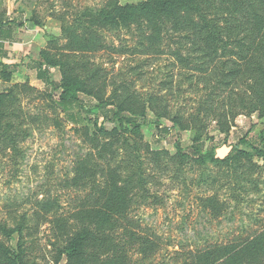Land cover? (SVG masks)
I'll return each instance as SVG.
<instances>
[{
	"label": "rangeland",
	"instance_id": "1",
	"mask_svg": "<svg viewBox=\"0 0 264 264\" xmlns=\"http://www.w3.org/2000/svg\"><path fill=\"white\" fill-rule=\"evenodd\" d=\"M144 1L0 0V264H264V0Z\"/></svg>",
	"mask_w": 264,
	"mask_h": 264
},
{
	"label": "trees",
	"instance_id": "2",
	"mask_svg": "<svg viewBox=\"0 0 264 264\" xmlns=\"http://www.w3.org/2000/svg\"><path fill=\"white\" fill-rule=\"evenodd\" d=\"M191 3H192V0H145L139 5H130V4L120 5L117 3L110 9H106V8L101 9L98 12V17L101 22L113 26L114 23L120 22L123 19L124 20L134 19L139 11H146L149 14L155 15V14H158L161 10H167L179 4H184L185 7L187 8L191 5ZM251 5H253V3ZM3 34H4L3 31H0V37L3 36ZM44 73H42L41 69H38L36 73L37 78L46 85L51 84L52 87L54 88L59 87V86L62 88V91L60 92V95H59V101L64 111L72 112L74 108L78 106V104H81V100L79 99V97L70 91L67 84H64V83L59 84V83L51 82V81L49 82L47 81V78H45ZM80 106L81 105H79V107ZM114 117L117 118V121L120 124H123V121L127 123H134L136 121L134 117L121 115L119 112L112 113L111 118H114ZM192 141H193V144L190 145V147H188L187 149H183L181 145L176 143L177 151L181 153L183 156L189 155L193 157H198L203 162L206 160H212V161L217 160V157L215 156V153H214V149H209L208 151L203 152L201 149V144L199 143L195 144L196 137H194ZM97 209H99L98 213L95 216H93L94 217L93 220H95L94 223L98 222L101 225V229L105 230L104 231L105 238L107 239V236L110 237V231L114 230V229H111V227H107L105 229L106 224H111L110 222L111 218L108 215L109 211L108 209L104 207L102 208L97 207ZM84 210H87V208ZM86 226H90V224L87 223ZM86 226L81 227V229H79L78 232L73 237H71L65 242L64 247L60 250V253L65 255L67 260H72L82 254L81 249L83 247V241H89V239H93V240H96V242H99L98 239L100 240L103 239L101 237L95 238L97 231H94V232L89 231L90 229L87 230ZM148 245L149 247L150 246L154 247V244L149 243ZM0 251L2 253L5 252L9 254L8 249L2 244H0ZM12 262H14V259H12Z\"/></svg>",
	"mask_w": 264,
	"mask_h": 264
},
{
	"label": "crops",
	"instance_id": "3",
	"mask_svg": "<svg viewBox=\"0 0 264 264\" xmlns=\"http://www.w3.org/2000/svg\"><path fill=\"white\" fill-rule=\"evenodd\" d=\"M0 31H3V33L6 31L5 29H0ZM6 33H8V35L10 34V31L9 29H7ZM9 37V36H8ZM7 45H14L13 42H10L8 39H3V38H0V47H2L3 49H6L7 48ZM21 45V44H20ZM11 47V46H10ZM9 54V53H7Z\"/></svg>",
	"mask_w": 264,
	"mask_h": 264
}]
</instances>
